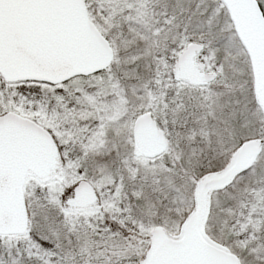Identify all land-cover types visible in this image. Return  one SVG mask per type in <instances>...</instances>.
<instances>
[{
	"label": "snow or ice",
	"instance_id": "obj_1",
	"mask_svg": "<svg viewBox=\"0 0 264 264\" xmlns=\"http://www.w3.org/2000/svg\"><path fill=\"white\" fill-rule=\"evenodd\" d=\"M0 264H264V0H0Z\"/></svg>",
	"mask_w": 264,
	"mask_h": 264
}]
</instances>
